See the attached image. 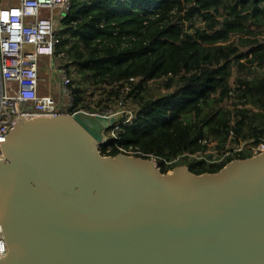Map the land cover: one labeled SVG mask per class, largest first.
<instances>
[{
  "label": "water",
  "instance_id": "water-1",
  "mask_svg": "<svg viewBox=\"0 0 264 264\" xmlns=\"http://www.w3.org/2000/svg\"><path fill=\"white\" fill-rule=\"evenodd\" d=\"M115 125L86 111L20 117L1 144L0 264H264V154L165 173L103 155Z\"/></svg>",
  "mask_w": 264,
  "mask_h": 264
},
{
  "label": "trees",
  "instance_id": "trees-1",
  "mask_svg": "<svg viewBox=\"0 0 264 264\" xmlns=\"http://www.w3.org/2000/svg\"><path fill=\"white\" fill-rule=\"evenodd\" d=\"M215 15L227 19L211 30ZM263 30L264 0H73L57 53L79 68L74 110L102 111L123 97L133 111L103 155L217 173L264 141ZM243 60L260 75L257 87L229 82Z\"/></svg>",
  "mask_w": 264,
  "mask_h": 264
},
{
  "label": "built area",
  "instance_id": "built-area-1",
  "mask_svg": "<svg viewBox=\"0 0 264 264\" xmlns=\"http://www.w3.org/2000/svg\"><path fill=\"white\" fill-rule=\"evenodd\" d=\"M72 6L73 0H0V160L5 159L1 144L7 142L6 136L21 116L31 120L39 116L90 112L74 110L77 102L73 82L79 68L64 52L57 53L61 41L59 32ZM226 19L224 15H215L206 26L211 30L219 28ZM214 21L216 26L211 27ZM258 38L264 41V30ZM44 55L53 61L52 76L58 79L59 95L40 92L41 57ZM148 86H152V82H148ZM94 99H101L98 91ZM104 100L110 101L109 98ZM65 103L68 108L64 107ZM115 104L117 110L108 107L91 113L119 119L120 108L126 107L125 99L119 97ZM236 149L243 148L237 146ZM253 152L254 155L264 154V141ZM0 246L3 247L0 256L6 255L8 246L1 218Z\"/></svg>",
  "mask_w": 264,
  "mask_h": 264
},
{
  "label": "rangeland",
  "instance_id": "rangeland-1",
  "mask_svg": "<svg viewBox=\"0 0 264 264\" xmlns=\"http://www.w3.org/2000/svg\"><path fill=\"white\" fill-rule=\"evenodd\" d=\"M212 26L214 27L216 26V21H214L211 24V27ZM41 61L42 63H41V72H40V83H41L40 92L41 93L49 92L54 95H59L60 88L58 87V79L52 76L53 71H54V64H53L52 59L44 55L41 57ZM242 62L246 64V67L244 69L243 68L239 69V71H235L233 76L229 80V82L235 84L236 82L238 83L240 78H247L249 84L252 87H257L260 84L258 81V78L260 75L256 71L255 66L247 64L246 60H243ZM75 82L77 84L79 82V79L76 78ZM109 108L115 109V110L118 109L116 107V104H110ZM120 110L122 111V115H118L119 119L117 118V123H119V121L122 120L126 114L128 116L127 117L128 120L133 118L134 114L132 113L133 111L131 109H128L127 107L124 106L123 108H120Z\"/></svg>",
  "mask_w": 264,
  "mask_h": 264
},
{
  "label": "clouds",
  "instance_id": "clouds-1",
  "mask_svg": "<svg viewBox=\"0 0 264 264\" xmlns=\"http://www.w3.org/2000/svg\"><path fill=\"white\" fill-rule=\"evenodd\" d=\"M3 252V247L2 246H0V253H2Z\"/></svg>",
  "mask_w": 264,
  "mask_h": 264
},
{
  "label": "crops",
  "instance_id": "crops-1",
  "mask_svg": "<svg viewBox=\"0 0 264 264\" xmlns=\"http://www.w3.org/2000/svg\"><path fill=\"white\" fill-rule=\"evenodd\" d=\"M0 80H1V72H0ZM47 94H50L49 92H46ZM52 94V93H51ZM54 95V94H53Z\"/></svg>",
  "mask_w": 264,
  "mask_h": 264
},
{
  "label": "snow or ice",
  "instance_id": "snow-or-ice-1",
  "mask_svg": "<svg viewBox=\"0 0 264 264\" xmlns=\"http://www.w3.org/2000/svg\"><path fill=\"white\" fill-rule=\"evenodd\" d=\"M5 16L7 15V14H4Z\"/></svg>",
  "mask_w": 264,
  "mask_h": 264
}]
</instances>
